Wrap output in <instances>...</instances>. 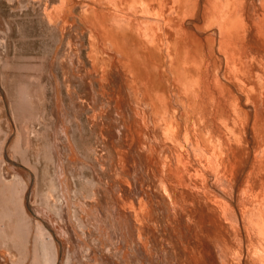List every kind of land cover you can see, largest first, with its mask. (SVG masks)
<instances>
[{"label": "bare ground", "instance_id": "bare-ground-1", "mask_svg": "<svg viewBox=\"0 0 264 264\" xmlns=\"http://www.w3.org/2000/svg\"><path fill=\"white\" fill-rule=\"evenodd\" d=\"M109 1L113 3L111 7H114V2L119 0ZM136 1L130 0V5L140 4L142 10L140 12L139 9V14L144 12L152 19L146 24L147 20L143 18L146 22L142 23L146 25L138 22L146 26L145 30L142 26V30L139 29L140 26L134 21L132 25L134 27L137 25L135 28L138 29L131 28L130 24L127 31H124L130 33L132 39L123 41V39H118L120 35L122 36L121 33H117L120 34L118 36L116 32H112L115 26L118 27L117 24L114 25V22H111L109 25L113 24L112 27H114L109 28L106 17L103 16L98 34L101 36L100 47L109 49L107 51L109 56L91 58L94 74L99 72L98 70L95 73L98 68L102 72L101 80L99 79L101 88L110 87L109 89L113 91L111 94V103L114 104L111 111L112 116L106 123L98 122V120L91 123V126L97 128L100 134L102 155L99 165L94 164V166L100 173L98 181L101 180L103 184L101 185L105 186V201L97 193L77 194L76 179H85L86 183L89 179L87 180L83 175L86 167L81 164L85 163L86 159L81 155L82 153L80 154L76 147L77 143L74 142L73 132L75 131H73L70 115V117L67 116L65 123H61L60 130L57 129L59 131L56 127L48 130L46 144H44L45 151L48 152V162L51 164V181L48 187L52 193L46 192L47 198L49 197L47 204L56 208L58 206L57 210L61 207L62 212L59 211V213H63V217L67 215L65 222L71 217L69 227L61 223L63 219L61 217L62 220H59L57 210L54 211L48 205L35 203L36 177L24 163L12 157L11 151L16 147L13 145L14 149H12L11 142L5 145V156L7 157L5 160L2 156L5 140L0 145L1 177L9 183L12 182L15 185L13 187L17 185L22 189L18 209L25 222L29 223L27 224L30 225L29 228L36 230L37 237L34 234L36 241L34 239L33 243L38 242L36 245L34 243V246H39L36 247L39 248L37 249L39 254H34L35 252L31 254L36 255L38 261L40 257L42 264H145L146 262L148 264H264V228L261 227L263 233H253L254 227L255 230L260 231V227L257 226L260 224L258 221L264 219V202L260 206L261 201H264V189L261 191L260 199L254 194L252 198L250 195L253 190L248 189L249 185L246 186L248 180H246L243 185L240 184L228 193V195L235 193L236 202L241 205V210H238L246 215L241 214V216L247 217V214L254 213L253 217H256L254 222L257 223L255 225L258 228L254 223L251 224L252 220L248 218L247 221L251 227L254 225L252 231L249 228L250 224L248 225L243 217L245 223H242V233H239L241 230H236L234 227L237 223H231L232 219H236L233 216L237 213L234 212L235 209L232 210L231 204L229 208L232 211L228 209V203L226 205V202L216 196L214 190L204 179H201L204 180L203 183L198 182V184L202 183L200 189L194 191L187 188V185L185 186L177 175L178 168L194 166L193 162L191 163L193 155L196 156L194 159L196 163L198 161L204 167L222 174L225 170V158L230 155L229 152L227 156V152L239 148L242 133L248 129L255 149L261 146V137L264 134L259 131L260 124L257 122L256 115L253 113L252 122H248V117L247 122L243 124L237 121L241 103L238 97V99L234 97L235 94L229 88L231 86H227V78L230 77L238 83L239 88L246 94L245 101L248 99L251 102L255 112L258 106H264V55L260 54L264 53V0H190L192 9L190 5L191 10H188L189 5H187L185 8L190 12L186 14L185 11L186 15L184 14L181 18V22H175L176 24H172L171 21L174 22V20L167 18L166 14L161 16L160 13L161 7L166 5L168 0ZM119 7L118 9H121L122 6ZM164 7L165 10L171 11V6L169 9ZM130 9L128 8L127 12ZM177 9L175 10L178 11ZM102 12L105 10H101ZM128 13H131V10ZM170 13L168 12V15ZM139 14L137 16L144 17L143 13ZM113 15L108 14L112 16V20L114 18L119 21L120 16ZM147 16L145 17L148 18ZM173 16L175 18L178 15L173 13ZM120 20L123 21L125 18H120ZM2 27L5 28V23L0 17V36L3 35L1 34ZM200 29H202L201 35L198 34ZM95 30H97L96 27ZM216 36L219 39L217 49H215ZM70 51L71 53L67 55L71 56L68 58L66 55L68 58L66 59L72 66V69L69 68L72 70L70 77L82 80L84 85L91 83L90 71L86 76H81L77 69V63L80 61L77 60L76 63L75 53L72 54V51H76L74 49ZM216 51L225 61L222 76L220 72L217 73L219 69L214 68L217 72L213 71L212 60ZM69 69L67 68L68 71ZM69 75L63 77L68 83L72 81ZM0 82H2L1 78ZM241 89L236 90L240 92ZM3 90L0 87V102L4 110L6 106L10 111L8 93ZM247 103H244V106ZM260 114H262L261 111ZM144 118L147 119L149 128L140 133L136 127L145 122ZM261 122L263 123V120ZM163 141L170 145L172 143L176 152L167 155L169 152L162 151V148L158 150L157 144ZM261 148H258L259 151ZM244 151L245 160L248 161L246 158L249 156H247L248 150L245 143ZM12 153L14 155V151ZM237 153L235 152L236 156L241 155ZM260 153L257 154L259 155L257 159L263 162L264 157L262 158ZM183 157L186 158V162ZM254 162L252 159L248 167L251 172H255L254 169L259 166L256 167ZM77 171L79 175L76 174ZM227 171L229 172V167ZM211 173L209 172L210 175ZM242 173L235 174L236 179H231V182L232 180L238 182ZM158 175L165 176L166 180L160 179ZM198 175L200 177L201 174ZM262 175H264L263 172ZM192 176L191 174V178ZM32 177L34 178L33 183ZM250 179H252L251 175ZM226 182L229 183L228 180ZM254 182L256 183V178ZM95 184L93 186L98 188V182ZM212 188H215L214 185ZM215 190L218 189L215 188ZM257 194L259 196L260 193ZM245 198L254 199L253 206L254 203H258L260 208H256L255 205L252 207L254 212L249 210V207L248 209L243 205L247 201ZM24 201L25 205H23ZM239 204H236L238 208ZM75 206L80 209L82 215L77 213ZM230 215H233L231 219H229ZM262 221L264 225V220ZM86 237H95L106 244L120 237L123 250L118 249L121 247L115 249L112 245L101 254L102 258H97L94 254H90L89 250L88 253L84 251ZM54 241L58 244V250L62 252L61 254L59 251L58 257ZM114 250L116 255L112 254ZM81 254L93 257L87 260L81 258ZM30 255L27 260H32Z\"/></svg>", "mask_w": 264, "mask_h": 264}, {"label": "rangeland", "instance_id": "rangeland-1", "mask_svg": "<svg viewBox=\"0 0 264 264\" xmlns=\"http://www.w3.org/2000/svg\"><path fill=\"white\" fill-rule=\"evenodd\" d=\"M137 1L139 2L140 0H137ZM180 1L178 2V0H168L166 5H163L161 7V10H160L161 16L166 14L165 16L167 18H171V20L173 19L174 22L171 21L172 24L181 22V18L184 16V14L185 13L188 14L190 12V11H187L185 8L187 7V5H189L188 7L189 9L187 8L188 10L192 9V4L190 0L189 1L180 0ZM187 1L188 3H186ZM125 2H127V4H125ZM111 3L112 2H110L109 0L107 1L106 0H0V17L4 20V23H5V28L4 27L1 28L2 30L1 34L3 35L0 36V40H1L0 41V78L2 81L0 82L1 83L0 87H1V90L4 89L3 91H5V93H8L7 94L8 100L11 104L10 111H9L6 108V106L4 110V107L2 106L0 102V141H1L0 145H2L3 141L5 140L4 146H3V149L4 148L5 149L3 150L4 152L2 156L5 158V160H7V157L5 156V150H6V146L8 145V143L11 142V146L13 147L14 145V147H16L15 149L14 147L12 148L14 149L13 150L14 155L12 153L13 151H11L12 157L16 159L18 162L24 163L30 169V171H32L33 175H35L36 177L35 178L36 180L35 189L36 190L34 194L35 203H38L41 205H48L47 202L49 200L48 199L49 197L47 198L46 192L52 193V191L48 187L50 183L49 181H51L50 179L51 178L50 176L51 164L50 162H48V156H47L48 152L45 151L46 149L44 147L45 146L44 144H46L45 140L49 132L48 130L54 127H56V130L57 129L60 130L61 123H65V121L70 116H71L70 120L72 122L73 131H75L73 132L74 133L73 139H75L74 142L75 144L77 143L76 147L78 148L80 154L82 153L81 155H83L84 158L86 159L85 163L81 164L80 162L81 165H84L86 167L83 170V175L87 178V180L88 179L90 180V181L88 180V183H86L85 179H82V178L76 179L75 183H76V188H77L76 189L77 194L80 195L81 193L82 194L84 193V194L92 195L93 193H97L98 196H100V198H102V200L105 201V198H104L105 186H102L103 184L101 180L98 181V178H100V173L95 169L96 167L94 166V164L99 165V161L101 160L100 156L102 155L100 134L97 128L91 126V123L97 120L98 122L102 121L106 123L108 118L112 116L111 111H112V107L114 106V104L111 103V99H112L111 94H113V91L109 89L110 87L106 89L101 88L102 86L100 84L99 79L101 80L102 72H100V69L98 68L95 73H97L98 70L100 73L98 72L97 74H94L95 70H93V67H92L93 64H92L91 58L93 56H97L98 58H105L109 56V52H107L109 51V49L100 47L101 36L98 34L99 29H100L99 25H101L100 22L102 21V18L104 16L106 17V20H107L106 23L108 25L111 22H114V25L117 24L118 27L115 26V28L113 29L114 26L112 27L113 24H111L109 25L110 26L109 28L114 30V31L112 30L113 33L116 32V34L117 33L122 34V36L120 34H117L118 36L120 35L118 39L120 40L123 39V41L124 40L129 41L130 39L131 41L132 37L130 33L125 32L127 31L126 29L130 27V24L132 25L133 24L132 22L135 21V24L140 26L138 28L141 29L142 25L140 24L142 22L144 21L146 22L147 20L146 24H148L152 20L149 14H148L149 16H147L146 13L142 12L144 17L141 15L142 13L139 14V9H140V12L142 10L140 4L130 5L131 4L130 0H124V1L119 0L118 2H114L115 3L114 4L115 8H114V7H111L113 6L112 5L113 3L112 4ZM169 4H172L173 6ZM190 5H191V9H190ZM103 6L107 7L108 11ZM119 6H122L121 9H118L120 8ZM164 6H166L167 9H169V7L171 6L170 9L171 11L172 10L173 11L171 12L170 10L169 11L165 10L166 8ZM136 7H139V8H136ZM173 7L175 9L178 8L177 9L178 11H176ZM103 8L105 12L101 13V10L104 11ZM123 8L124 9L127 8V9L124 10ZM128 8L131 10V13H128L130 10L127 12ZM120 10H123V11H120ZM135 11L137 12L133 13ZM113 12H115L116 15ZM168 12L169 13L171 12V13L168 15ZM97 13L99 14L97 15ZM132 13L135 14L134 17ZM137 13L141 16H137L138 15ZM173 13L174 15L177 14L178 16H175L174 18ZM100 14L101 16L99 17ZM108 14L109 15L114 14L116 17L120 16L118 17L119 21L116 18H115L116 20H114V18L112 20V16H108ZM127 14H130L131 16L129 17V15ZM121 15L124 17H122ZM125 15H127L128 17ZM107 16L110 17L109 19H111V21L107 18ZM145 16H147L148 18H146ZM120 18L121 19L125 18V20L129 19L130 21L129 22L125 20L122 21L120 20ZM143 18H145L146 20H144ZM148 20L150 21L148 22ZM98 21H99V24H98ZM118 22H119V25H118ZM138 22L139 23L141 22V23L139 24ZM160 23L164 24L163 21H160ZM137 25L135 27H137ZM95 27L97 30H95ZM132 27L134 29H138V28H135L134 25H132L131 28ZM142 27H144L143 30H145L146 26H142ZM117 30H119L120 32H118ZM122 30L123 31L125 30L124 31L125 33ZM213 30H215V28ZM123 34L127 36L125 35L123 36ZM198 34L199 35L202 34V29H200V31L198 30ZM215 42H216L215 49H217L218 42H219V39L217 36L215 37ZM68 47L69 49L71 48L70 50L74 49L76 51V52L72 51V54L75 53L74 58L76 59V63H77V60L80 61V62L78 61L79 63H77V69L80 72L81 76H86L87 73L90 71L89 73H91V77H90L91 83L84 85L82 80L77 79V78L75 79L72 76L70 77L69 74H71L72 72L71 70L72 66L69 60H67L71 56V55L68 56L69 53H71ZM260 54L262 56L264 55L263 52H261ZM66 55L68 56V58ZM220 61H222L221 63H223V65L220 63ZM107 63H109L108 60H107ZM212 64H214L213 65L214 73L217 72L216 70L219 69L217 73L220 72V75L222 76V74L224 73L223 69L225 68V61H224V58L220 54L217 53V51L214 54ZM67 65L68 67H66ZM67 68L68 69L71 68V69H69L68 71ZM66 74H68L72 80L70 83H68L67 80L63 78L65 76L68 77V75ZM92 74H94L93 75L94 77L92 76ZM51 81L54 83V86ZM56 81H58V83ZM227 82H228L227 86L230 85L231 87L229 88H231L232 93L235 94V95L233 94L234 97L235 98L238 97L239 102L241 103L239 104L237 121L243 124L247 122V117H248V120H249L248 122H252L254 118L253 116V113H254V115H256V119L258 120L257 122L260 124L259 131L261 132V134H264V129H263L264 119H262L264 118V112L262 111L264 110V106H258L257 112H255V109L253 105L251 104V102L248 99H247L248 103L250 102V104L246 102L247 100L245 101L246 94H244L242 89L239 88L238 83L230 77L227 78ZM92 84L94 86H92ZM91 86H92V89L90 88ZM67 87L68 88L70 87L69 90ZM86 88H88V90H86ZM102 89L104 91H102ZM236 89L237 90L241 89L242 93L241 91L239 92ZM244 103H247L248 105L246 104V106H244L245 105ZM240 108L241 110H243L244 108L245 109L241 111ZM258 109L261 111L262 114H260V111ZM247 111L249 115H245V114H248ZM231 113L233 114L232 110H231ZM232 114H231V117L233 118L234 114L233 115ZM63 117L65 119H63ZM144 119H145V122L140 123L136 127V130L139 131L140 133L147 131L149 128V123L147 119L146 118ZM261 119L263 120V123L261 122L262 121ZM103 126H105V124ZM249 133H250L249 129L242 133L243 137L241 138V142H240L241 144L239 148L235 149L234 151L230 150L227 152V156L230 152V155H229L230 157L228 156V158L227 157L225 158L224 165L226 166V168L224 166L225 170H223L224 172L222 174L218 173L217 171L213 169L204 167L201 163H198V161L196 163V161L194 160L196 156L194 155L191 157V163L193 162L194 168L193 167L190 168L186 166L187 168L186 169L184 166V167L178 168L177 170L178 177L182 180L185 186L187 185V188H191L194 191H197L198 189H200V185L205 180V182L208 183V186L214 190V192L216 193V196H218L224 202H226V205L228 203L227 206L229 210H231V208L232 210L234 209L237 210V211L234 210L235 213L237 212L236 215L235 214H234L235 216L232 215L233 218L235 217L237 220L232 219L231 223L232 222L237 223L236 226H234L235 224H233V226L236 228V230L237 229L241 230L239 231V233H242V227H243L242 223H245L248 218L252 220L251 224L252 223H254V225L257 224L254 222V219L256 217H253V215L255 216L254 213L247 214V217L241 216V214L243 213L242 211L240 212L238 210V209L241 210V205L236 202L237 200H236L235 193L232 195L231 194L228 195V193H230V190L236 189L240 184L243 185V182L246 180H248L246 181L247 182L246 186L248 187L249 185L248 189L253 190L252 194L250 195L252 198H254V195H255V197L257 196V198L259 197L258 199H260L261 191L264 189V175H262V172L264 174V171H263L264 170L263 168L264 160L262 162L261 159H257L259 156L257 154H259L260 151H261L260 156L262 158L264 157L263 156L264 155V135H262L261 137L262 143L260 142L261 146L259 147H262V148L259 151L258 149L259 147L255 149V147L253 146ZM243 139H245V141ZM163 142L162 143L160 142L161 144L160 143L157 144L158 146L157 149L162 148L161 149L162 151L166 153L169 152L167 153V155L168 154L170 155L171 153L173 154L176 152L175 147L172 145V143L170 145V143L168 144V143H165V142L163 143ZM14 143L16 144V146ZM244 143L245 145H247V150H248L247 156L249 157H247L246 159H248V161L245 160V156H244L246 154L244 151ZM165 146L167 148H170L171 150L167 149ZM165 148H166V151L164 150ZM252 148H254V150ZM236 150L239 153H237ZM235 152L237 154L241 153V155L236 156ZM231 155H233L235 158ZM46 156L47 158H45ZM235 159L236 161L239 160L237 161L239 165H237L238 163L235 161ZM252 159L253 161H255L254 164L256 165V167L259 165L258 166L259 168L257 167L258 169L257 168L254 169L255 172H251V169L248 168L250 167ZM183 160L184 162H186L185 161L186 158L183 157ZM228 160L232 161L233 163L235 162L236 164L235 163L232 164V162ZM258 160L262 162V165H260L261 162ZM258 162L260 163L258 164ZM231 165L234 166V168ZM0 167H1V163H0ZM228 167H229V172L227 171ZM237 167L238 168L240 167V168L238 169ZM200 169L201 170L204 169L202 170L203 172ZM237 169L238 171H235ZM207 170H209L210 173L212 172L211 175L209 174ZM226 171L228 172V174ZM237 172L238 173L243 172V173L241 174L238 182L237 181L235 182L233 180L236 179L235 174ZM197 173L198 174L200 173L203 176L200 175V177H198L199 175ZM76 174L79 175V172L77 171ZM191 174L193 175L192 178H191ZM250 175L252 179H250ZM228 176H229V179H227ZM158 177L160 179L166 180L165 176L158 175ZM255 178H256V183L254 182ZM201 179H204V180H201ZM223 179L225 180V182ZM231 179H233L232 182H231ZM226 180H228L229 183H227ZM4 181L5 180L1 177V172H0V224H1L0 225V233H1L0 234V264L2 263L4 264H30V263L31 264H34V263L42 264L40 257H39V261H40L39 262L38 257H36V255L34 256V254L36 253L39 254V251H37V249L39 248H36L38 245L35 247L34 246L35 242L33 243L34 239L37 237L36 236L37 234H35L36 230L29 228L30 225H27L29 223L25 222V220L22 218V215L20 214L21 213L20 209H18L22 189L18 188L17 185H16L17 188L13 187L15 185L12 182L9 183L7 181L5 182ZM93 181H95V183L98 182V188L93 186V185H96ZM250 181H252L253 183H249ZM33 182H34V178L32 177V183ZM198 182H202V183L198 184ZM258 184L260 185V188ZM213 185L218 190H215V188H212ZM226 190H229V191H226ZM257 193H260L259 196ZM249 194L250 193L248 192V195ZM26 195H27V192L25 193L24 196L26 197ZM232 196H234V198H232ZM250 196H247V197L250 198ZM252 198L251 199L245 198V200L247 201L245 202L244 200L245 204L243 205L246 206L247 208L249 207L250 209L249 208L248 209L251 211L253 210L254 212V208L252 209V207H255L256 205V208H257L259 207L260 204L257 203L258 204L257 205L254 203V206H253L254 199ZM15 200L17 201L15 202ZM248 201L250 202V204ZM263 202L264 201L262 200L260 206H262ZM23 203H24L23 205H25V201ZM230 204H231V208H229ZM236 204H239L240 207L238 208ZM48 206H51V205L49 204ZM51 207L54 209V211L57 210L58 208V206L57 208L53 206ZM61 209L62 208L60 207V210H57L58 212L56 211L57 214H59L58 215V217H60L59 220L61 221L63 219L61 223L64 226L65 225L68 227L71 226V223H70L71 217L70 219L68 218L67 220V222L69 221V223L65 222L64 219L67 218V215H65L66 217H63V213H59V211L62 212ZM75 210L77 211L78 214L82 215L80 209L77 206H75ZM231 211H229V213ZM60 214L62 216H60ZM232 216L230 215L229 219H231ZM243 217H244L245 222H243ZM76 218H79V217L76 216ZM257 220L258 218L256 219V221ZM262 220L261 221L259 220L258 223L260 224L257 225L260 227L261 232L258 230H255L256 228L254 227V225L252 226L255 228V229L253 228L254 230L253 231L251 224L248 221L246 223H248V225L250 224L249 228L253 231V233H263V230H261L262 228H264V225H262V222H263ZM42 221L44 222V220ZM34 234L36 236L35 238H34ZM29 235H30V238H29ZM55 238L57 239L56 236ZM30 239L31 240L33 239V240L30 241ZM80 241L82 242V240ZM120 241H122V239L119 237L117 240L113 239L109 244H106L104 241H100L99 239L95 237H86V240L84 241L86 245L84 251L88 253V250H89L90 254H94L97 258H102L101 254L105 252V250L107 251V249L111 248L112 245H114L115 249H117L118 247H121L118 249L122 251L123 244H121ZM94 242L95 243L97 242V243L94 244ZM57 245H58L57 242L54 241V248H55V251H57L56 253L58 257L61 250H58ZM61 248H62V245H61ZM28 251H30V253ZM32 252H35V253L31 254ZM112 254L116 255V251L115 250L112 251ZM29 255L32 257V260L31 259L27 260L29 259ZM80 256L81 258L87 259V260H90L93 257V256H87L83 254H81ZM1 259H3V261H1ZM26 260H27V263H26ZM145 264H148V263L146 262Z\"/></svg>", "mask_w": 264, "mask_h": 264}]
</instances>
